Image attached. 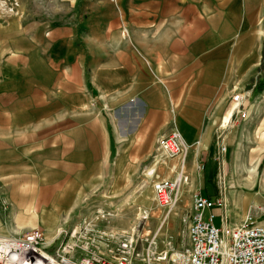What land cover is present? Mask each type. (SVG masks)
Segmentation results:
<instances>
[{
  "label": "crops",
  "instance_id": "obj_1",
  "mask_svg": "<svg viewBox=\"0 0 264 264\" xmlns=\"http://www.w3.org/2000/svg\"><path fill=\"white\" fill-rule=\"evenodd\" d=\"M86 2L79 26L1 30L0 236L54 233L62 193L114 175L126 182L141 146L172 129L190 179L191 163L222 158L230 221L251 215L264 226V0ZM235 90L249 91L246 117L220 140ZM192 181L181 192L204 193ZM230 195H240L239 212Z\"/></svg>",
  "mask_w": 264,
  "mask_h": 264
},
{
  "label": "rangeland",
  "instance_id": "obj_2",
  "mask_svg": "<svg viewBox=\"0 0 264 264\" xmlns=\"http://www.w3.org/2000/svg\"><path fill=\"white\" fill-rule=\"evenodd\" d=\"M86 3V0H0V35L3 33L1 30L4 26L10 24L58 25L74 20L76 25H82L83 21L80 20ZM260 83L258 79L253 89L260 87ZM231 108L232 103L229 112ZM111 133L113 135L115 129H112ZM157 140L152 146L148 144L141 146L140 156L142 157L144 153L146 155L137 163L138 167L131 172L126 182L119 181L114 175L104 180H94L93 186L88 187L81 194L62 193L60 195L63 208L57 218L59 223L54 228L56 230L51 234L40 230L45 236L44 246H47L46 251L49 254L54 253L57 246L64 241H76L68 235L64 236L61 233L63 230L71 232L72 229H76L84 235L83 228L87 227L89 232L86 233L85 241L90 244V253L111 259L117 255L118 241L121 236H124L134 240L135 258L138 264H182L185 262L188 247L185 215L191 207L193 192L201 191V189H190L188 195L181 192L183 186L188 188L191 186L192 180L187 172L188 159L184 153L174 158H167L157 148ZM240 161H242L241 157L236 158V156L230 161L233 170L238 169V165L242 163ZM181 164H185L187 181L182 184L174 206L169 210L162 209L154 200L153 184L160 179L174 178L179 173ZM191 164L193 165L192 182L197 187V183L203 181V194L212 195L225 186L222 158H211L205 162L199 160ZM117 172L115 167L114 174ZM238 179L235 177L233 181L238 182ZM236 187L248 189L245 184L229 183L230 189ZM230 197L232 211L239 212L240 195L235 197L230 195ZM262 197L258 189L256 202L264 205ZM250 208L253 213L257 209L255 205ZM214 221L216 225L220 223L218 217ZM46 235L52 239L48 240ZM80 240L83 238L76 242L84 244ZM74 254L81 256L87 255V252L77 245Z\"/></svg>",
  "mask_w": 264,
  "mask_h": 264
},
{
  "label": "built area",
  "instance_id": "obj_3",
  "mask_svg": "<svg viewBox=\"0 0 264 264\" xmlns=\"http://www.w3.org/2000/svg\"><path fill=\"white\" fill-rule=\"evenodd\" d=\"M249 91H235L231 95L232 108L228 123L220 128V140L224 138L226 129L238 119L246 117V102ZM223 134V135H222ZM157 148L167 157L174 158L186 154V146L176 129L161 135L157 140ZM225 147H221L223 152ZM174 178L160 179L153 184L154 200L158 207L169 210L177 202L181 186L187 181L182 171ZM224 186V185H223ZM230 203L226 195V187L219 188L217 193L206 195L200 190L193 192L191 207L186 212V235L188 247L186 260L182 264H264V226L253 221L251 215L239 222L230 221ZM218 217L220 223L215 224ZM84 235L76 229L63 230L64 236L82 237L84 244L76 241H64L49 254L46 251L45 236L38 229H32L16 237L0 236V259L18 264L20 261L29 264H138L135 258V242L133 239L121 236L117 245V255L111 259L96 253H90L89 243L85 241L87 227L83 228ZM84 248L87 255L74 254L75 247ZM14 255V257H12Z\"/></svg>",
  "mask_w": 264,
  "mask_h": 264
},
{
  "label": "bare ground",
  "instance_id": "obj_4",
  "mask_svg": "<svg viewBox=\"0 0 264 264\" xmlns=\"http://www.w3.org/2000/svg\"><path fill=\"white\" fill-rule=\"evenodd\" d=\"M228 118V117H227ZM150 174H151V172H150ZM12 257H14V255H12ZM11 261H15V259H11ZM11 261H7V260H5V259H0V264H13V263H11ZM18 264H29V263H27V262H23V261H20ZM50 264H55L54 262H50Z\"/></svg>",
  "mask_w": 264,
  "mask_h": 264
},
{
  "label": "trees",
  "instance_id": "obj_5",
  "mask_svg": "<svg viewBox=\"0 0 264 264\" xmlns=\"http://www.w3.org/2000/svg\"><path fill=\"white\" fill-rule=\"evenodd\" d=\"M263 60H264V56H263V59H262V63H261V65H263ZM204 168V167H203Z\"/></svg>",
  "mask_w": 264,
  "mask_h": 264
}]
</instances>
